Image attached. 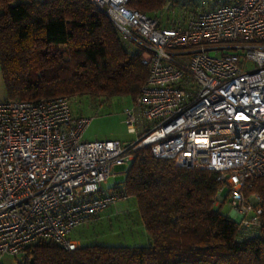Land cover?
Segmentation results:
<instances>
[{
	"label": "built area",
	"instance_id": "1",
	"mask_svg": "<svg viewBox=\"0 0 264 264\" xmlns=\"http://www.w3.org/2000/svg\"><path fill=\"white\" fill-rule=\"evenodd\" d=\"M91 1L149 70L124 110L137 137L86 139L91 118L67 95L0 100V264L42 241L76 249L73 229L129 196L103 183L146 146L176 166L217 171L215 203L229 188L233 219L260 225L261 197L245 188L264 177V0L179 15L170 2L149 14L130 0Z\"/></svg>",
	"mask_w": 264,
	"mask_h": 264
},
{
	"label": "trees",
	"instance_id": "2",
	"mask_svg": "<svg viewBox=\"0 0 264 264\" xmlns=\"http://www.w3.org/2000/svg\"><path fill=\"white\" fill-rule=\"evenodd\" d=\"M167 0H130L154 14ZM0 62L8 98H136L149 75L110 18L91 0H0ZM122 189L136 200L147 245L85 244L70 250L42 241L18 264H264V177L257 193L261 224L245 230L222 213L219 173L176 166L137 150ZM230 189L221 193L224 201ZM222 204V202H221Z\"/></svg>",
	"mask_w": 264,
	"mask_h": 264
},
{
	"label": "rangeland",
	"instance_id": "3",
	"mask_svg": "<svg viewBox=\"0 0 264 264\" xmlns=\"http://www.w3.org/2000/svg\"><path fill=\"white\" fill-rule=\"evenodd\" d=\"M216 0H167L164 7L171 3V14L179 15L184 9L197 11L206 6L214 5ZM218 1V0H217ZM129 50L133 48L125 45ZM72 108L75 114L91 118L86 130L85 138L88 140L120 139L123 141L135 140L137 134L131 133L125 122L124 110L131 107L136 98L129 96L113 98H92L90 96L71 97ZM126 169L119 166L116 172L103 183V188L108 189L117 185H123L126 178ZM219 210L230 216L232 207L226 200L217 205ZM91 219L84 225L73 229L71 237L81 245L107 244V245H147L149 235L143 225L141 215L137 209L133 196L113 204L108 209ZM25 255H5L3 264H18L25 261Z\"/></svg>",
	"mask_w": 264,
	"mask_h": 264
},
{
	"label": "crops",
	"instance_id": "4",
	"mask_svg": "<svg viewBox=\"0 0 264 264\" xmlns=\"http://www.w3.org/2000/svg\"><path fill=\"white\" fill-rule=\"evenodd\" d=\"M7 92H6V88H5V82H4V77H3V73H2V69H1V62H0V100H4L7 99ZM102 213H100V217L102 216Z\"/></svg>",
	"mask_w": 264,
	"mask_h": 264
},
{
	"label": "water",
	"instance_id": "5",
	"mask_svg": "<svg viewBox=\"0 0 264 264\" xmlns=\"http://www.w3.org/2000/svg\"><path fill=\"white\" fill-rule=\"evenodd\" d=\"M230 217H232V218H233V214H232V213H231Z\"/></svg>",
	"mask_w": 264,
	"mask_h": 264
}]
</instances>
